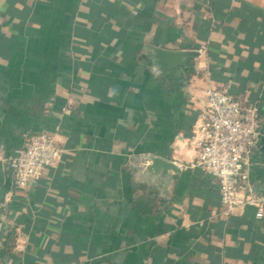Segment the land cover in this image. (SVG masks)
Listing matches in <instances>:
<instances>
[{
    "label": "crops",
    "instance_id": "0c3cea01",
    "mask_svg": "<svg viewBox=\"0 0 264 264\" xmlns=\"http://www.w3.org/2000/svg\"><path fill=\"white\" fill-rule=\"evenodd\" d=\"M158 50L198 55L164 69ZM212 86L257 105L264 137V0H0V264H264V155L262 216L194 167ZM38 132L62 159L17 188Z\"/></svg>",
    "mask_w": 264,
    "mask_h": 264
},
{
    "label": "built area",
    "instance_id": "2783aa9c",
    "mask_svg": "<svg viewBox=\"0 0 264 264\" xmlns=\"http://www.w3.org/2000/svg\"><path fill=\"white\" fill-rule=\"evenodd\" d=\"M261 117L257 105L243 106L226 89L212 86L207 92L205 114L195 127L192 144L197 151L194 167L213 176L219 184L223 205L229 212L262 202L250 183L247 159L256 150L261 136ZM63 149L57 137L48 132L30 134L23 148L9 162L15 185L26 188L45 169L58 164Z\"/></svg>",
    "mask_w": 264,
    "mask_h": 264
},
{
    "label": "water",
    "instance_id": "95a60500",
    "mask_svg": "<svg viewBox=\"0 0 264 264\" xmlns=\"http://www.w3.org/2000/svg\"><path fill=\"white\" fill-rule=\"evenodd\" d=\"M157 58L161 61L164 69L169 67L171 61L176 62L179 66H184L187 62L193 61V59L198 55L197 52H171L167 50H158ZM167 67V68H166ZM256 150L264 155V137L261 135L256 144ZM154 168H161L164 171L172 170L178 172V168L172 163L161 158H154L152 160ZM11 186L10 180L6 183L4 188L0 191V196L4 197L5 193L9 191Z\"/></svg>",
    "mask_w": 264,
    "mask_h": 264
}]
</instances>
